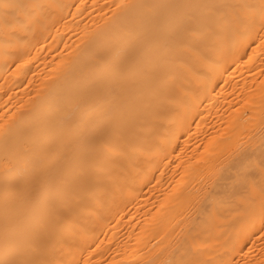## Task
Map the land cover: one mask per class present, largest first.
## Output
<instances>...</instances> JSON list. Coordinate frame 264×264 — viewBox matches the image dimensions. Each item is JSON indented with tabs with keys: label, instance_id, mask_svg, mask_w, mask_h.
<instances>
[{
	"label": "bare ground",
	"instance_id": "obj_1",
	"mask_svg": "<svg viewBox=\"0 0 264 264\" xmlns=\"http://www.w3.org/2000/svg\"><path fill=\"white\" fill-rule=\"evenodd\" d=\"M0 264H264V0H0Z\"/></svg>",
	"mask_w": 264,
	"mask_h": 264
}]
</instances>
